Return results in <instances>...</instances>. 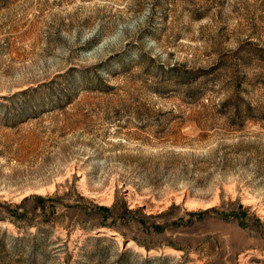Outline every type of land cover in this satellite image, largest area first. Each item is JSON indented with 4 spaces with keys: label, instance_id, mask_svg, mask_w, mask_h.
<instances>
[{
    "label": "rangeland",
    "instance_id": "rangeland-1",
    "mask_svg": "<svg viewBox=\"0 0 264 264\" xmlns=\"http://www.w3.org/2000/svg\"><path fill=\"white\" fill-rule=\"evenodd\" d=\"M0 264H264V0H0Z\"/></svg>",
    "mask_w": 264,
    "mask_h": 264
},
{
    "label": "trees",
    "instance_id": "trees-1",
    "mask_svg": "<svg viewBox=\"0 0 264 264\" xmlns=\"http://www.w3.org/2000/svg\"><path fill=\"white\" fill-rule=\"evenodd\" d=\"M35 199L37 200V202L39 203V204H42L43 202H44V200H45V198H43V197H41V196H36L35 197ZM47 199V198H46ZM125 207H126V205H125ZM241 207V206H240ZM105 210H109V208L108 207H103ZM130 212V211H129ZM9 213H10V215H12L14 218H17V219H19V218H25V217H27L28 216V213L26 212V211H24V209H22L20 206H17V207H15V208H13V209H11L10 211H9ZM34 214V213H33ZM45 214V213H44ZM43 214V215H44ZM231 215H235V214H237V213H230ZM44 219L46 220L47 219V217L44 215ZM140 221L142 222V223H144V221H143V219H140ZM154 230H156L155 232H160V230H159V228H155Z\"/></svg>",
    "mask_w": 264,
    "mask_h": 264
}]
</instances>
